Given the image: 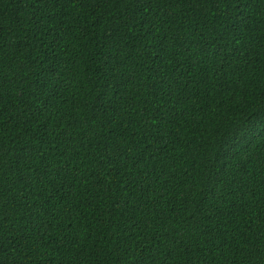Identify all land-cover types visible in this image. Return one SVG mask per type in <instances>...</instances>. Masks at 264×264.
<instances>
[{
	"label": "trees",
	"instance_id": "obj_1",
	"mask_svg": "<svg viewBox=\"0 0 264 264\" xmlns=\"http://www.w3.org/2000/svg\"><path fill=\"white\" fill-rule=\"evenodd\" d=\"M0 264H264V0H0Z\"/></svg>",
	"mask_w": 264,
	"mask_h": 264
}]
</instances>
